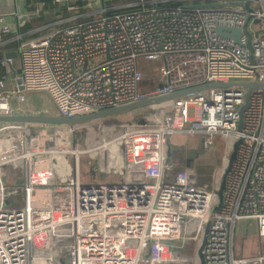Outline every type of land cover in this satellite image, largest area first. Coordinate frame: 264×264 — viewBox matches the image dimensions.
Wrapping results in <instances>:
<instances>
[{"label": "built area", "instance_id": "built-area-1", "mask_svg": "<svg viewBox=\"0 0 264 264\" xmlns=\"http://www.w3.org/2000/svg\"><path fill=\"white\" fill-rule=\"evenodd\" d=\"M99 1L37 37L17 36L22 75L15 92L7 77L0 83V116L15 115L22 88L47 93L63 117H75L215 82L264 83V0ZM9 18L0 15V46L16 38ZM220 27L242 31L241 43ZM142 60L163 70L160 90L142 92ZM2 64L13 72L12 59ZM249 93L228 87L181 98L150 128L124 116L111 141L99 122L102 145L84 139L85 125L0 124V264H202L206 237L205 264H264V88L251 93L240 131ZM182 134L190 155L170 156V138ZM207 136H220L223 150L208 156ZM95 150L107 154L104 180L84 184L82 157ZM213 166V187L195 188L196 169ZM226 176L225 205L215 211ZM252 238L261 251L238 254Z\"/></svg>", "mask_w": 264, "mask_h": 264}, {"label": "rangeland", "instance_id": "rangeland-1", "mask_svg": "<svg viewBox=\"0 0 264 264\" xmlns=\"http://www.w3.org/2000/svg\"><path fill=\"white\" fill-rule=\"evenodd\" d=\"M24 0H18V7H22ZM90 2H94L97 7L102 5L99 0H87V4ZM0 3L3 4V7H6V12L10 15L9 21L12 24L17 23V18L13 16V12L16 11V4L12 0H0ZM141 64H143V71L146 74L147 78H145V85H151L149 83L153 82L154 85L151 88L145 87L143 88V93H149L154 90H160L163 85V82L160 84L161 75L159 76V71L161 68L157 63H147L146 60H142ZM163 78V77H162ZM16 87H14V90ZM13 91V90H11ZM18 95L21 99L15 97V108L17 111H22V113L33 112L42 115H50L54 116L58 114V109L50 98V96L45 92H30L27 89L18 90ZM166 105H159L154 107H149L143 109L141 111L135 112L132 115H129V119L131 121V125L138 128H146V124L151 122L152 126H158L167 113L169 115L172 113L171 110H166ZM196 109H191V117H196ZM123 117H115L109 118L101 121L102 128L105 133V138L108 140L116 139L121 131L124 129L125 122ZM99 122H94L88 125H85L81 128L82 132L85 133L84 139L87 137H91L94 141V144L102 145L104 136H102L101 131L98 127ZM208 137V136H207ZM211 140L212 149L211 151H221L223 150V141L220 136L208 137ZM196 140L199 142L201 140V136H198ZM183 145L184 147L190 149L189 141L187 139V135H177L170 138L169 141V154L173 156L174 148ZM94 149H98L94 147ZM117 150L112 147V151ZM211 151L208 153V156L211 155ZM106 152L104 150H95L93 152H88L82 157V182L84 184H98L104 180V161L106 159ZM99 169V170H98ZM98 170V171H97ZM217 170L216 167L204 168L202 170L196 169L194 173V187L211 189L213 187V173ZM178 174H182L179 170H177ZM114 177L118 180L122 181L123 175L118 176L114 171ZM14 184L23 185V180H16ZM15 198L25 199V193L14 194ZM261 240L257 238L249 239L246 242H239L237 245L236 252L242 256H255L259 251H261Z\"/></svg>", "mask_w": 264, "mask_h": 264}, {"label": "water", "instance_id": "water-1", "mask_svg": "<svg viewBox=\"0 0 264 264\" xmlns=\"http://www.w3.org/2000/svg\"><path fill=\"white\" fill-rule=\"evenodd\" d=\"M34 15L25 16L23 19V23L26 22L28 19L33 18ZM227 31H232L236 37H238V43H241L240 37L243 34L242 31L227 28V27H220L218 32L223 37H228L226 34ZM22 85V81L19 82ZM228 87H244L250 90L247 105L243 108L242 112V121L240 124V131L244 129V117H245V110L249 107L250 104V95L251 93L257 88H264V83L256 82L252 84H234V83H222V82H215L211 84L201 85L198 87H193L190 89L174 91L169 94L159 95L155 97H146L140 101L134 102L129 105L121 106V107H114L105 110H100L92 113H88L86 115H78L75 117H43V116H35V115H24V116H11L5 117L0 116V124L5 123H30V124H37V125H45V124H55V125H68V126H76V125H88L94 122H101L103 120L115 117H124L134 114L135 112L141 111L143 109L159 106V105H166L169 103H173L178 101L181 98L188 97L191 95L203 93L206 91H210L212 89L218 88H228ZM24 89V88H22ZM242 140L239 141L234 149L232 159H231V166L228 173L231 172L235 161L238 158L239 150L241 147ZM227 177H225L221 191L219 193L221 204L219 207L215 209V211H221L222 207L225 205V191L227 188ZM208 238L206 237L204 245L200 251V257L202 260V264H205V247L207 245Z\"/></svg>", "mask_w": 264, "mask_h": 264}, {"label": "trees", "instance_id": "trees-1", "mask_svg": "<svg viewBox=\"0 0 264 264\" xmlns=\"http://www.w3.org/2000/svg\"><path fill=\"white\" fill-rule=\"evenodd\" d=\"M64 4L57 3L56 0H26V10L30 15H34L33 18L27 20L25 24L22 25L21 34H29L32 37L39 36L40 32H33L41 27L50 25L56 21L66 20L72 18L76 13H81L85 10L87 0H65ZM79 6V11H70V7ZM18 43H10L8 46L0 47V61L4 60L7 57L8 51ZM6 74L5 70H2L0 67V83L2 82ZM166 110H173L169 107H165ZM170 113V112H169ZM169 113L165 115L163 121ZM162 121V122H163ZM135 127V126H134ZM155 127L152 126V123L149 122L146 124V128ZM138 128V127H135Z\"/></svg>", "mask_w": 264, "mask_h": 264}, {"label": "crops", "instance_id": "crops-1", "mask_svg": "<svg viewBox=\"0 0 264 264\" xmlns=\"http://www.w3.org/2000/svg\"><path fill=\"white\" fill-rule=\"evenodd\" d=\"M15 4H16V11L13 12V13H18V14H23L25 16H28L30 15L29 12H27L26 10V0L23 1V5L22 7H18V0H12ZM3 4L0 3V15L1 14H7V13H10V12H6V7H3L2 6ZM31 19V18H30ZM29 20V19H28ZM27 22V21H26ZM25 24V22L23 23V20L22 19H17V23L14 24V37L15 40L14 41H10L9 43H6L5 45H1L0 47H6L8 46V44L10 43H18V45H14L9 51H8V54H7V57H5L4 60L6 59H12L14 61V70L13 72H9L5 67L4 65L2 64L4 60L0 61V67L2 70H5L6 71V74L3 75L4 77H2L3 79L5 77L8 78V90L11 91V92H15L17 90V81H16V77L17 75L21 76L22 75V62H21V47L22 45H20V41L17 39V36L22 33L21 32V28H22V25ZM14 37H7L6 40L8 38L12 39ZM163 70L161 69L159 71V76L161 75V80H160V84L163 82ZM150 84V83H149ZM154 85V83H153ZM150 85H143V88L145 87H149ZM14 87H16V89L14 90ZM20 90V89H19ZM18 92V91H17ZM16 97H19L16 96ZM51 98V97H50ZM14 101H15V98L13 99V108H14V113L15 115L14 116H24V115H35V116H43V117H59V116H62L61 113L58 111V114L54 115V116H50V115H42V114H38V113H33V112H27V113H22V111H17V109L15 108V104H14ZM19 101V100H18ZM57 107V106H56ZM58 109V108H57ZM213 151H211V154H212ZM174 155H177V156H180V157H188L190 155V149L184 147L183 145L181 146H178V147H175L174 148V152H173Z\"/></svg>", "mask_w": 264, "mask_h": 264}]
</instances>
